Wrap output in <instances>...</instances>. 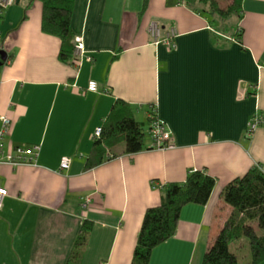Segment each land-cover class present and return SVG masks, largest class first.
I'll use <instances>...</instances> for the list:
<instances>
[{
  "label": "crops",
  "instance_id": "0c3cea01",
  "mask_svg": "<svg viewBox=\"0 0 264 264\" xmlns=\"http://www.w3.org/2000/svg\"><path fill=\"white\" fill-rule=\"evenodd\" d=\"M143 3L74 0L70 31L83 54L72 65L59 61L60 41L41 32V3L11 0L0 14V116L12 122L5 151L40 148L35 167L0 165V264H131L160 189L195 171L214 179L211 196L181 210L149 264H201L231 213L223 189L253 168L264 174V0H242L232 32L230 17L211 20L182 0H146L144 11ZM152 23L160 38L172 30L173 49L155 44ZM116 100L147 134L154 112L174 149H151L149 138L126 155L119 138L101 165L85 170ZM255 118L263 123L248 136Z\"/></svg>",
  "mask_w": 264,
  "mask_h": 264
},
{
  "label": "trees",
  "instance_id": "16d2710c",
  "mask_svg": "<svg viewBox=\"0 0 264 264\" xmlns=\"http://www.w3.org/2000/svg\"><path fill=\"white\" fill-rule=\"evenodd\" d=\"M36 1L42 5L41 32L57 38L61 43L59 61L68 65L77 64L75 42L70 31L74 0ZM241 1L229 0L224 7L219 0H182V5L195 13L207 15L211 20L224 22L233 15H240ZM145 6L146 0L143 11ZM199 6L202 9L196 10ZM145 137L141 124L133 118L131 108L125 102L116 100L105 119L100 137L94 140L85 170H91L105 161L107 147L113 141L122 138L124 154L135 155L142 151ZM214 186L213 178L195 171L189 172L183 183L162 187L160 205L147 209L143 216L131 264H149L152 251L174 236L181 210L187 205L205 206ZM221 198L231 208V213L207 248L201 264H238L229 246L242 238L248 242L250 264H262L264 235L257 236L255 228L264 234V174L258 168L251 169L242 178L229 183L223 189ZM87 231L85 228L81 230L77 248L85 241ZM75 257L76 253L72 258Z\"/></svg>",
  "mask_w": 264,
  "mask_h": 264
},
{
  "label": "built area",
  "instance_id": "2783aa9c",
  "mask_svg": "<svg viewBox=\"0 0 264 264\" xmlns=\"http://www.w3.org/2000/svg\"><path fill=\"white\" fill-rule=\"evenodd\" d=\"M11 5V0H0V14L5 10L8 6ZM147 32L149 36L155 40V44L163 43L168 48H174V34L172 30L167 32L163 38H160L161 30L159 26L155 23L149 25ZM1 40V37H0ZM80 40L75 41L74 47V57L77 59H81L83 54V46L79 42ZM0 50H1V41H0ZM89 92H96L95 84L91 83L88 86ZM150 127L148 136L151 139L152 145L151 149L157 151H167L174 149V143L172 141V135L167 130L165 125L155 118L154 112H150L149 114ZM263 120L259 118H255L250 124L247 135L250 136L252 132L256 129L257 126L261 125ZM12 127V122L5 116H0V165L9 166L12 168L17 167H35L36 159L39 152V146H28V147H16L12 151H5V143L7 137L10 134ZM102 128H97L94 133V138L97 139L101 135ZM69 166V160L64 158L60 162V170H67ZM7 197V191L3 188H0V208L2 207L4 199Z\"/></svg>",
  "mask_w": 264,
  "mask_h": 264
},
{
  "label": "rangeland",
  "instance_id": "374dc122",
  "mask_svg": "<svg viewBox=\"0 0 264 264\" xmlns=\"http://www.w3.org/2000/svg\"><path fill=\"white\" fill-rule=\"evenodd\" d=\"M222 6H226L227 3H229V0H219ZM202 9V7H201ZM207 16V15H206ZM207 18H209L207 16ZM234 16H231L230 19L226 22V26L228 28V31L231 30V32L234 30V23H235ZM5 64V63H4ZM143 132L145 133L146 137L145 140L147 141L149 139L148 134L146 132V129L143 128ZM256 234L259 237H262L264 234L258 229L255 228ZM229 251L234 254L237 257L238 264H247L248 261H251V255L249 251L248 242L246 239L242 238L235 243L231 244L229 246Z\"/></svg>",
  "mask_w": 264,
  "mask_h": 264
},
{
  "label": "water",
  "instance_id": "95a60500",
  "mask_svg": "<svg viewBox=\"0 0 264 264\" xmlns=\"http://www.w3.org/2000/svg\"><path fill=\"white\" fill-rule=\"evenodd\" d=\"M7 60L6 54L3 52H0V67L2 64H4Z\"/></svg>",
  "mask_w": 264,
  "mask_h": 264
}]
</instances>
